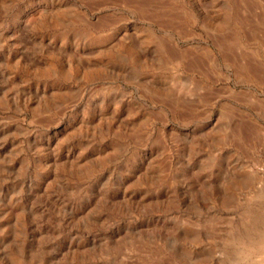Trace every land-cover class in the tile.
Instances as JSON below:
<instances>
[{"label":"rangeland","instance_id":"374dc122","mask_svg":"<svg viewBox=\"0 0 264 264\" xmlns=\"http://www.w3.org/2000/svg\"><path fill=\"white\" fill-rule=\"evenodd\" d=\"M263 76L264 0H0V264H264Z\"/></svg>","mask_w":264,"mask_h":264},{"label":"bare ground","instance_id":"6f19581e","mask_svg":"<svg viewBox=\"0 0 264 264\" xmlns=\"http://www.w3.org/2000/svg\"><path fill=\"white\" fill-rule=\"evenodd\" d=\"M254 33V32H253ZM210 50V49H209ZM208 51V50H207ZM211 51V50H210ZM247 61V60H246ZM252 61V60H251ZM255 67V66H254ZM241 70H242V68H241ZM240 70V71H241ZM242 73H245L246 75H248V76H252L253 74H255L256 72L252 69V67H250V66H248V65H246L245 64V66L243 67V72ZM258 73H261V72H258ZM244 74V75H245ZM263 74V73H262ZM261 75V74H260ZM253 77H255V76H253ZM252 77V78H253ZM264 77V76H263ZM248 78V77H247ZM259 78V77H258ZM259 79H261V78H259ZM249 81V80H248ZM261 81H262V79H261ZM252 82V81H251ZM246 126V125H245ZM252 126V125H251ZM254 127V126H253ZM248 128V127H247ZM260 131V130H259ZM263 131V130H262ZM250 235L248 234V237H249ZM242 237V236H241ZM246 239V238H245ZM250 240H252V239H250ZM247 241V240H246ZM256 242V241H255ZM255 242H253V241H249L247 244H245V245H247V247L249 248H251V246H253L254 247V243ZM261 246H264V236H263V238H262V240H261ZM260 246V245H259ZM256 248V247H255ZM249 250V249H248ZM253 250V249H252ZM247 252V251H246ZM249 252V251H248ZM246 255V254H245Z\"/></svg>","mask_w":264,"mask_h":264}]
</instances>
